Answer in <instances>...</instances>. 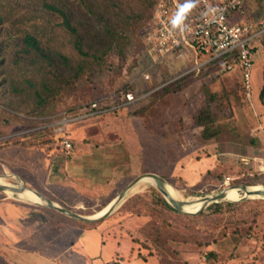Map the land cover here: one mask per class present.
<instances>
[{"label": "rangeland", "instance_id": "obj_1", "mask_svg": "<svg viewBox=\"0 0 264 264\" xmlns=\"http://www.w3.org/2000/svg\"><path fill=\"white\" fill-rule=\"evenodd\" d=\"M44 2L55 4L66 11L70 22L81 36L83 50L87 54L77 50L74 34L65 29L61 24V16L49 11L43 5ZM173 2L179 6L184 0H157L152 11L146 12V15L150 13L142 26L134 19L131 25V16L147 9L153 0H0V139L39 128L31 127L36 121L31 114L37 100L36 93L40 94L41 98H46L50 92L60 88L52 113L61 117L44 125L61 127L56 132V138L68 137L69 132L74 137L75 134L86 131L91 143L102 139L120 138L124 144L123 164L115 167L113 171L99 166L96 169L91 168V172L84 169L85 174L78 173L81 179L74 177L76 183L80 182L79 189L70 187L66 178L58 187L61 196L72 198L82 194L99 195L101 188H107V180L111 182L116 179L115 181H123L124 185L118 189L115 199L132 179L150 171L162 176L166 185L178 190L186 200L233 184L250 183H233V179L238 174L241 175L240 172L252 174L264 171V100L259 97L264 83V35L253 41L255 52L252 54L249 89L244 91L242 69L238 62L212 79L211 76L215 74L213 71L220 68L223 62H218L214 70L208 65L200 67L201 61L210 56L208 52H199L196 57V53L191 49H182L156 56L151 34H147L151 32L149 23L156 24L157 20L153 17L158 15V9L164 5H167L173 16L177 10L176 6L172 5ZM261 5L264 6V1ZM257 8L256 0H246L244 12L236 16L235 22L247 20L248 12L254 13ZM192 12L193 10L190 13ZM257 13L264 16V9ZM252 18H248L249 22L255 24L256 20ZM27 33L34 34L66 56L69 64H61L60 67L64 80L70 79L78 66L86 68V76L72 85L51 82L47 79L39 59L17 58L16 51L22 46L17 44L16 40ZM143 45L150 58L147 65L145 63L148 56L143 51ZM151 58L155 65L148 71L152 63ZM158 71L168 79L159 85L155 82L161 81L163 76L158 75ZM186 73H190L191 81L187 88L177 93L157 96L156 101L150 103L149 95L152 92ZM151 74L156 76L152 78ZM140 77L149 82L143 83ZM146 86L150 89L147 90ZM123 92L126 99L124 103H130L132 106L121 112V118L101 117L89 122H80L79 119H83L87 114H93L92 110H86L88 105L91 108H100L101 105L111 109L118 107L115 100ZM206 92L215 97L212 105L216 119L211 125L195 127L191 124V118L199 106L205 103ZM147 104L149 107L144 111L147 125L141 117L127 116V110L134 112V109ZM104 123H107L106 130L103 129L102 134L92 136L91 133L97 131L96 128ZM59 146L61 147L60 144ZM54 147L46 152L15 144L3 149L1 147L0 162L9 166L2 164L0 167L6 173L18 174L22 180L25 179L27 185H32L46 194L41 182L46 174L47 154L53 152ZM232 165L236 168H232ZM212 168L222 169L224 178L222 183L210 190V183L201 176ZM178 177H182L183 182L180 187L173 186L170 181H177ZM83 179L91 182L84 183ZM4 181L15 185L18 179L12 177ZM258 184L264 185V182L254 185ZM138 186L139 188L130 191L131 193L127 191L108 217L94 225L89 224L94 230L81 229L78 232L74 229L76 236L77 232L81 233V239L78 242L76 237L73 246L68 238L71 230L61 225L60 230L64 228L61 231L64 233L61 256L57 262L50 261L47 264H206L204 252L196 257L200 259V263L193 257H186L188 261L184 263L166 244L157 250L155 234L149 228H142L148 217V209L135 205L136 197L149 199L153 194L151 188L156 187L147 181ZM251 200L264 198L250 197L235 202L220 200L214 203L231 202L241 205L247 202V205L234 208L238 210L234 218H245L252 217L255 213V208L249 209L252 206L249 205ZM88 203L73 211L82 215H95L109 204H102L101 201ZM214 203L198 215L179 211L180 214H175L164 210V218L170 224L166 227L167 235L187 237L184 231L194 225L193 236L198 239H217L207 247L219 255L218 258L212 259L211 264H264L262 243L254 238H245L243 229L240 230V243L235 248L232 235L222 237L224 227L218 225L229 217L219 218L214 213ZM215 226L219 229L211 232L210 229ZM228 226L230 230L233 229L232 224ZM68 247L70 252L66 251ZM6 252L7 250L3 249L1 254L16 260L29 259L28 264H37L31 261V255L17 251L14 254ZM150 252H153V256H148ZM141 256H145L146 260Z\"/></svg>", "mask_w": 264, "mask_h": 264}, {"label": "trees", "instance_id": "obj_2", "mask_svg": "<svg viewBox=\"0 0 264 264\" xmlns=\"http://www.w3.org/2000/svg\"><path fill=\"white\" fill-rule=\"evenodd\" d=\"M84 1V0H80ZM157 0H153V3L147 6V9L139 13L138 15H133L131 16V25H133V19L139 21V24L143 26L144 22L149 16V13L146 12L152 11L155 3ZM264 0H256L257 4V11L256 12H251L247 14V20H244L242 22L245 23H250L251 27L254 30H258L264 26L263 24H258V21H264V16H260L257 12L263 10L264 6L261 5V3ZM246 0H244L243 3V8ZM43 5L51 12L58 13L61 18V24L65 27L66 30L70 31L71 33L74 34L75 40H74V45L77 48V50L80 53L85 54L86 51L83 50V45L81 41V36L78 32V30L72 25L70 22L69 15L66 13L64 9L61 7L49 3V2H44ZM246 7V6H245ZM249 9V8H246ZM244 12V11H243ZM254 18H252V16ZM245 15V14H244ZM256 20L255 24L249 22L250 19ZM260 17V18H259ZM256 25L258 28H256ZM264 35V32H262L259 37H262ZM17 44L21 45L19 50L16 51V56L17 58H37L39 61L42 63L44 67V72L47 76V79L51 82H64L66 84L72 85L75 82H77L80 79H83L84 76L87 74V70L83 66H78L77 70L74 72L72 76H70V79L64 80L62 78V73H61V64H66L68 65V59L66 58L65 55L62 53L56 51L50 44H47L37 36L31 33H27L23 35L20 38H17ZM263 42V41H262ZM143 51L147 54L146 52V47L143 45ZM87 54V53H86ZM148 56V54H147ZM149 56H148V61L145 63L146 65L149 63ZM152 61V58H151ZM218 62H223V65L225 63H233L238 62L237 57L235 53H233V57L230 59L228 56H224L218 60L211 61L205 65H208L210 69L216 68V65ZM155 64L150 63L148 67V71L154 66ZM204 66V65H203ZM222 67V66H221ZM220 68H217L215 71H213L215 74L211 76L212 79H214V76L220 75L224 72H226L228 69L222 70ZM161 77L163 76V79L161 81L155 82L156 84L159 85L161 82H165L168 79L164 77V75H161L160 72L158 71L157 73ZM156 75H152L151 77L154 78ZM190 73L183 74L179 76L178 78L166 83L163 85L161 88H159L157 91L152 92L149 97L150 103H153L156 101L157 96L161 97L163 95H168L172 93H177L182 91L183 89L187 88L190 84V79H189ZM242 77H243V70H242ZM142 82H149L147 79H143V77H140ZM244 80V77H243ZM155 84V86H156ZM149 87L146 86V89ZM204 88V87H203ZM59 89V90H58ZM54 92H50V94L46 95V98H41L40 94L36 93L37 100L35 101V105L31 109V114L34 115L36 118L35 124L31 127H39L36 129L29 130L24 133H17L10 135L5 138L0 139V147H7L11 145H19L25 148H33L37 150H44V151H49L52 146L55 148L53 149V152L49 153L50 158H57V157H62L64 159L68 158L71 154L81 152L82 150H86V147H88V144L90 143L89 139L87 138L86 131H82L81 133L83 134L82 137H79V135L75 134L76 136H71V132H69V135L67 139L70 140L71 142V148L66 150L62 145H61V140L62 136L59 138H56V132L57 130H60V126H44L49 122H53L61 117V115H56L52 113L54 110L55 102L57 99L58 92L60 91V88H58ZM246 85H245V80H244V91H247ZM146 91V90H145ZM206 99L205 103L199 106V108L196 110L195 115L192 116L191 118V124L194 125L195 127H205L208 125H211L215 122L216 119V113L213 110V105L212 101H215V97L213 94L210 92H206ZM259 97L261 100H264V83L262 85V88L259 91ZM125 95L124 92L116 97L115 103L118 104L119 106L116 108H108L105 107V105L99 106L100 108H94L90 107V105L87 106V111L90 112L91 110L93 111L92 115H88L84 117L83 119H79L80 122H89L92 119H97L101 117H105L106 119H110L112 117H117V119L122 117L121 112L125 111L132 105L129 103H124L125 102ZM149 107V104L147 105H142L139 108L134 109V112H129L130 110H127V116L129 118H136V117H141L144 120L145 125H147V118H145V113L144 111ZM107 109V110H106ZM105 110V111H104ZM125 115V114H124ZM37 124V125H36ZM41 125H43L41 127ZM104 126H107V123H104L101 125V128ZM30 128V127H29ZM21 130V129H19ZM18 132V130L16 131ZM84 132V133H83ZM68 131L66 132V134ZM76 133V132H75ZM65 134V135H66ZM48 144L46 147L45 145ZM61 145V147L59 146ZM88 150V149H87ZM220 168V167H219ZM232 168L234 165H232ZM241 175L238 174L236 178L233 179V183L237 181H249L252 184H257L264 182V171H256L252 174H249L247 172H240ZM202 179H206L210 183V190L213 189L216 185L222 183L223 178H224V173L222 172V169H208L206 172L201 176ZM183 182L182 177H178L177 181H170V183L173 186H179ZM212 187V188H211ZM153 191V194L151 198L146 199L140 196L136 197V202L135 205L140 208H147V214L148 217L145 220V222L142 225V228H149L151 232L155 234V244L157 250H160L162 245L166 244L168 247H171L172 250L175 252V255L178 256L184 263H186L188 260L186 257H193L196 259L199 255L202 254V252L205 253V263L206 264H211L212 259H216L219 257V255L214 252L213 250L207 249L208 245L211 242H215L217 239H209V238H201L198 239L197 237L193 236V229L194 225H191L190 228H187L184 232L187 237H169L167 235V226H170V224L167 222V220L164 218V210H168L170 212H173L175 214L178 213L177 210L172 208L166 201L165 199L160 195V193L155 189L151 188ZM223 203L225 206H223ZM247 205V202L242 203L241 205L236 204V203H231V202H222V203H214L215 209L214 213L221 219L223 217L228 216L229 219L226 221H222L218 226L221 225V227H224V233L222 237H229L232 235V239L234 241V248L237 247V245L240 243L241 240V235H240V230L243 229L245 232V235L247 239H257L262 243V246L264 247V200H251L249 205V209L255 208V213L253 214L252 217H245V218H234L235 214L238 213L237 209H234L236 207H240L243 205ZM159 207V208H157ZM240 211V210H239ZM180 214V213H178ZM185 217H188L192 219V216L185 215ZM97 222L94 223H89V224H96ZM228 224L233 225V229H229ZM218 226H215L210 229L211 232H215L219 229ZM153 252H150L148 256H153ZM144 260H146L145 256H141ZM198 263H200V259H196Z\"/></svg>", "mask_w": 264, "mask_h": 264}, {"label": "crops", "instance_id": "obj_3", "mask_svg": "<svg viewBox=\"0 0 264 264\" xmlns=\"http://www.w3.org/2000/svg\"><path fill=\"white\" fill-rule=\"evenodd\" d=\"M106 127L107 126H104L103 128L97 127V131L92 132L91 135H97V133L102 134V130H106ZM77 135H79V137L83 136L81 132ZM88 139L90 143L88 144L89 146L86 147V150H82L77 153L75 152L66 159L62 157L53 159L46 153V174L44 176V180L41 182L43 188L46 189V194L38 191L32 185H27L25 179L23 178L22 180V177L18 174L6 173L1 167L0 175H7L2 177L3 179L12 177H15L16 179L20 178L23 181L22 183L24 186L38 191L56 205L66 207L72 211L73 209H80L81 205L91 201H101L102 204L110 203L113 201L114 196L117 195L119 191L118 189L124 185L123 181H115V179L110 182L107 180L106 182L109 183L107 188H101L99 192L100 194L94 196H91L90 194H82L78 197L69 198L68 196H61L58 192L59 184L66 180V178L67 182L70 183V187H78L79 189L80 182L76 183L74 177L76 176L81 179L80 174L85 171L84 169L91 172V168L96 169L97 166H99L113 171L115 167L124 163V144L120 138L107 140L102 139L99 142L95 141L93 143H91L90 138ZM3 148L4 147H2V149ZM2 164L9 166L5 162L1 161L0 165L2 166ZM11 167L12 166L10 165V168ZM82 181L85 183L87 180L83 179ZM87 182H91V180H88ZM16 183L18 184V182ZM121 183L123 184L120 185ZM89 188L90 186L87 189ZM85 224H88L87 227H84ZM61 225H64L66 228L68 227L69 231L71 230V234H69L70 236L68 237L70 243L72 244L71 246H73L76 237L78 242L80 241L81 233L78 232L81 229L84 231L94 230V228H92L93 226L89 225V223L76 220L55 209L38 203L20 200L0 194V264H28L27 261L29 260H16L13 257L1 254L3 249L5 251L7 250L6 253L9 251L14 254L17 251L18 253L31 255V261L33 260V262H37V264H39V262H43L44 264H47L50 261L57 262L61 256L62 250L60 248L64 246L62 240L64 233L61 232L64 228L60 230ZM6 228L8 230H6ZM74 229L78 230L77 236L73 233ZM49 232H52V234ZM69 248L70 247L66 248V251L70 252ZM32 251L37 252L33 253ZM69 259L71 260V258Z\"/></svg>", "mask_w": 264, "mask_h": 264}, {"label": "built area", "instance_id": "obj_4", "mask_svg": "<svg viewBox=\"0 0 264 264\" xmlns=\"http://www.w3.org/2000/svg\"><path fill=\"white\" fill-rule=\"evenodd\" d=\"M244 0H198L197 6L187 17L185 23L188 28L183 33L179 30H173L169 23L171 19L170 10L167 5L158 9L156 24L153 22L152 29L149 23L153 50L158 55L174 50H192L210 53V56L201 61V66L211 61L218 60L224 56L233 57L235 53L239 66L243 70L245 85L249 88L250 69L252 65V54L254 53L253 41L262 32L264 26L258 30H254L250 23L235 22L236 16L243 13ZM173 6L178 8L175 2ZM210 9H216L215 13ZM155 20V19H154ZM264 21H258L263 24ZM147 28V31L149 30ZM198 67V68H200ZM231 63H225L221 69H230ZM148 77V75H145ZM131 100L129 94L128 101ZM61 145L66 149L71 148V142L66 138H62Z\"/></svg>", "mask_w": 264, "mask_h": 264}, {"label": "water", "instance_id": "obj_5", "mask_svg": "<svg viewBox=\"0 0 264 264\" xmlns=\"http://www.w3.org/2000/svg\"><path fill=\"white\" fill-rule=\"evenodd\" d=\"M5 176H7V175H0V177H5ZM145 181L153 184L156 187V189L161 193V195L163 196L165 201L171 207H173L175 210H177L179 212L186 213L189 215H198L202 211H204L211 203L218 202L220 200H224L222 197L224 196L227 189L232 187V186H235L238 184L246 185V187H254L255 186L254 184H250V183H238V184H233V185L224 187V188H222L218 191H215V192H210L204 196L197 197V198L205 199V203L201 209H199L197 212L193 213V212H190V211L185 209L187 202L176 201L175 199H173L172 197H170L166 193L165 185L167 183H166V180L162 176H160L159 174H157L155 172L147 171V172H143V173L137 175L134 179H132L129 182V184L126 186V188L122 192H120L118 194V196L112 202H110L111 204L107 207V209L101 215H82V214L76 213L70 209H67L66 207L56 205L55 203H53L51 200H49L47 197H45L44 195H42L38 191L31 189V188H29V189L33 190L38 195V197L40 198V201H34V203H38V204H41L43 206L55 209V210L65 214L69 217H72L76 220L86 222V223H94V222L101 221V220L105 219L106 217H108L117 208L119 202L122 200V198H124L125 194L127 193V191H129L131 189V187H133L136 184L143 183ZM22 182L23 181L20 178H18V184L12 185V187L8 188V186L6 187L4 185H0V194H3L5 196H9L7 189L12 190L15 187L16 188H28V187L24 186ZM258 195H260L259 197L264 198V191H261ZM245 198H250V197H244L240 200H243ZM240 200H238V201H240ZM30 202H33V201H30ZM232 202H235V201H232Z\"/></svg>", "mask_w": 264, "mask_h": 264}, {"label": "bare ground", "instance_id": "obj_6", "mask_svg": "<svg viewBox=\"0 0 264 264\" xmlns=\"http://www.w3.org/2000/svg\"><path fill=\"white\" fill-rule=\"evenodd\" d=\"M0 185H4L6 187L8 186V188L12 187V185L5 182L2 177H0ZM138 185L139 184H136L133 187H131L129 192L137 190L139 188ZM7 190H8V194L10 197H14V198L25 200V201H33V202L40 201V198L38 197V195L29 188H16L15 187L12 190L11 189H7ZM165 191L170 197H172L176 201L187 202L185 209L190 212L195 213L204 206L205 199L191 198V199L185 200L181 197L180 192L174 189L172 186L165 185ZM261 191H264V185L262 184L255 185L254 187H246V185H235L233 187L228 188L222 198L224 200H229V201H238L244 197H259L260 195L258 194ZM110 204L111 203L106 205L104 208L98 211L95 215H101L102 213H104V211L107 209V207Z\"/></svg>", "mask_w": 264, "mask_h": 264}, {"label": "clouds", "instance_id": "obj_7", "mask_svg": "<svg viewBox=\"0 0 264 264\" xmlns=\"http://www.w3.org/2000/svg\"><path fill=\"white\" fill-rule=\"evenodd\" d=\"M198 0H184V3L180 4L171 17L169 23L173 30H179L184 32L187 30L188 25L185 23L190 12L197 6ZM212 13L216 12V9L209 10Z\"/></svg>", "mask_w": 264, "mask_h": 264}]
</instances>
